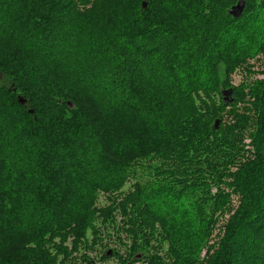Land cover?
<instances>
[{
    "label": "trees",
    "instance_id": "obj_1",
    "mask_svg": "<svg viewBox=\"0 0 264 264\" xmlns=\"http://www.w3.org/2000/svg\"><path fill=\"white\" fill-rule=\"evenodd\" d=\"M259 52L264 0H0V264L110 230L119 264H264Z\"/></svg>",
    "mask_w": 264,
    "mask_h": 264
},
{
    "label": "rangeland",
    "instance_id": "obj_2",
    "mask_svg": "<svg viewBox=\"0 0 264 264\" xmlns=\"http://www.w3.org/2000/svg\"><path fill=\"white\" fill-rule=\"evenodd\" d=\"M238 3H239V5L243 4L240 1L236 2L234 5L231 6V8L229 10L230 13L233 10L232 8L235 5H237ZM238 11H239L238 8L234 9L235 13H238ZM231 15H233V14L231 13ZM248 63H249V67L252 69V73H250L249 75H244L243 70L242 71L236 70L231 75L233 85L239 84L244 79L245 80H252V79H256V78L260 79V78L264 77V53L263 52H259L258 54L253 56V58H250L248 60ZM25 100L22 99V103H24ZM244 142L249 143V140L245 139ZM246 148H250V146L248 145V146H246ZM132 182H133V180L129 179V181L124 186L123 190L129 189L131 187ZM97 201L100 204H104L105 203L104 195L99 194ZM233 205H236V199L235 198H233ZM225 217H227V215H225L224 218ZM220 225H221V222H218L212 236H214L217 232H220ZM109 233H111V234L104 238V245H97L94 247L93 251H91V249L87 251L88 255L90 256V261L93 264H119V259L117 257L111 256L112 254H109L108 258L102 259L101 256L103 255V252L105 250H108V249H112V250L114 249V250H117L119 252V254H124L128 250V245H129L130 241H128L127 239H124L125 242L120 243L115 238V235L112 234L111 230L109 231ZM214 239H215V237H214ZM203 254H204V251H202V255ZM76 257H77L76 260L74 259L76 264H87L88 263L87 261H83L81 258H79V255H77ZM132 261L133 262H131V264H147L145 261L140 260V259H139V261H136V260H132Z\"/></svg>",
    "mask_w": 264,
    "mask_h": 264
},
{
    "label": "water",
    "instance_id": "obj_3",
    "mask_svg": "<svg viewBox=\"0 0 264 264\" xmlns=\"http://www.w3.org/2000/svg\"><path fill=\"white\" fill-rule=\"evenodd\" d=\"M142 5H143V7H146V5H147V2H143L142 3ZM235 8H238V13H235L234 12V9ZM233 10L231 11V13L235 16V17H237V16H239L240 14H241V12H242V10H243V4L242 5H239V3L237 4V5H235L233 8H232ZM224 94H226L225 96H224V98L225 99H227L228 101H230L231 100V90H226V91H224ZM30 112H32L33 110L32 109H30L29 110ZM215 124H216V126H217V124H218V121H215ZM110 252H111V249H108V251H107V254H110Z\"/></svg>",
    "mask_w": 264,
    "mask_h": 264
}]
</instances>
